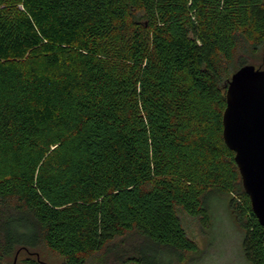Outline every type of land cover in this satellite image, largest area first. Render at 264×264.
Listing matches in <instances>:
<instances>
[{"label": "trees", "instance_id": "1", "mask_svg": "<svg viewBox=\"0 0 264 264\" xmlns=\"http://www.w3.org/2000/svg\"><path fill=\"white\" fill-rule=\"evenodd\" d=\"M246 44L264 45V0H0V264L40 243L86 264L132 234L129 264L143 244L193 253L177 209L205 222L209 194L264 264L222 140Z\"/></svg>", "mask_w": 264, "mask_h": 264}, {"label": "rangeland", "instance_id": "2", "mask_svg": "<svg viewBox=\"0 0 264 264\" xmlns=\"http://www.w3.org/2000/svg\"><path fill=\"white\" fill-rule=\"evenodd\" d=\"M241 58L247 65H253L256 68L261 66L264 70V45L253 47L246 44L244 47L238 48L234 54L232 64L228 67V79L240 68L239 59ZM230 196L217 194L206 196L205 204L208 219L205 222L188 216L178 208L177 214L182 228L187 237L196 244L197 250L193 253L183 254L176 251L156 249V253L151 254L150 246L143 244L140 251L144 254L146 263L248 264L241 246L243 229L237 222L236 215L229 208L228 203L232 197ZM141 242L142 238L140 236L136 234L129 235L122 242H117L113 250L87 256L86 264H129L130 248L141 244ZM27 261H32L35 264H63L64 260L40 243L34 247H16L6 259V264H28Z\"/></svg>", "mask_w": 264, "mask_h": 264}, {"label": "water", "instance_id": "3", "mask_svg": "<svg viewBox=\"0 0 264 264\" xmlns=\"http://www.w3.org/2000/svg\"><path fill=\"white\" fill-rule=\"evenodd\" d=\"M222 140L234 153L251 211L264 228V70L244 65L225 89Z\"/></svg>", "mask_w": 264, "mask_h": 264}]
</instances>
